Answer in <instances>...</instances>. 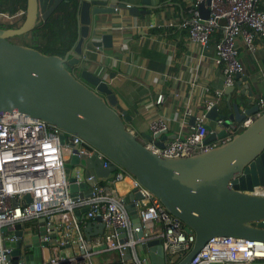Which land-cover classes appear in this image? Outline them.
I'll use <instances>...</instances> for the list:
<instances>
[{"label":"water","instance_id":"1","mask_svg":"<svg viewBox=\"0 0 264 264\" xmlns=\"http://www.w3.org/2000/svg\"><path fill=\"white\" fill-rule=\"evenodd\" d=\"M209 1L202 0L198 9L202 18L209 15ZM75 4L77 20V40L63 56L45 54L33 47L11 40L30 32L45 20L61 3ZM139 7L127 0H26V8L21 22L13 28L0 27V114L21 112L33 118L54 125L65 133L78 136L104 153L116 165L125 169L164 208L175 216L186 233L194 235L189 250L175 264H189L204 243L213 236H233L264 242V195L253 193L255 186H264V111L257 115L244 129L229 140L211 148L187 156H162L146 148L137 135L126 125L130 115L119 103L108 78L102 73L85 67L87 57H83V40L99 47L100 41L89 37L90 26L103 13L116 14L124 9L132 16L150 13L149 0H141ZM95 34L91 30V35ZM85 44V48L87 46ZM236 83L224 89V105H214L205 113L208 136L206 143H213L222 137L224 127L232 122H240L249 114L257 112L253 93L239 89L240 73L235 74ZM247 90V85L243 86ZM194 117L190 124H193ZM216 123L220 130H213ZM164 132V131H163ZM163 132L146 140L158 146L163 145ZM65 136L60 135L63 142ZM79 166L83 175H93L92 180L69 176L71 170ZM66 178L73 198L91 195L92 184L100 177H108L116 170L111 164L104 168L101 160L94 156L72 154L65 163ZM80 186L82 192L74 191ZM30 201L29 195L24 196ZM141 198L138 188L123 197L133 226L139 225L135 201ZM44 218L39 223L44 224ZM12 230L13 228H8ZM5 230V229H3ZM104 224L99 218L86 222L83 232L87 241L92 236L102 234ZM119 238L125 239L124 229L119 230ZM17 237L12 255L16 259L22 242V229L14 225ZM44 227L39 229V235ZM143 231L134 234L141 237ZM162 238H150L142 245L141 254L146 264H166ZM36 237L32 254L26 264H34L40 254ZM46 246L58 250L69 246H59L56 232L52 231ZM11 264H16L13 261Z\"/></svg>","mask_w":264,"mask_h":264},{"label":"built area","instance_id":"2","mask_svg":"<svg viewBox=\"0 0 264 264\" xmlns=\"http://www.w3.org/2000/svg\"><path fill=\"white\" fill-rule=\"evenodd\" d=\"M201 1L190 0L183 11L184 15L167 25L185 29L189 42L202 48L208 45L215 31L221 30V36L214 44L213 60L221 67L223 85L227 88L233 85L235 74L244 71L238 59L236 40L240 38L246 50L253 54L256 50L255 39L264 36V0H210L207 18L200 15L198 4ZM23 14V11L14 15L0 12V18L12 23L19 22ZM147 26L150 29L156 24ZM118 29L123 30L124 26ZM222 95L223 90H215L204 100L194 113L189 131L182 138H174L162 146L156 145L154 140L141 142L162 156L191 155L229 140L264 111L262 94L255 100L256 113L247 115L240 122L228 124L223 128L225 134L222 137L213 143H206L204 139L210 132L206 127L205 113L219 103ZM162 98L163 94L157 95V101ZM148 128L154 135L166 131L167 123L162 118H155L149 121ZM62 134L65 136L63 142L60 141ZM72 154L94 156L101 160L104 168L114 164L116 170L106 178H97L92 184L90 196L73 198L65 169L67 158ZM82 170L74 168L69 176L93 179V175L84 176ZM124 177H129L132 189L138 188L141 193V198L135 201L140 222L136 226L131 222L123 197L108 189L110 184L114 185ZM252 192L264 195V186H255ZM26 194L30 201L25 200ZM76 207H86V218L90 220L99 218L104 224L103 233L87 241L83 232L86 222H79L73 215ZM40 218H44V224L39 223ZM154 222L161 227L156 237L163 240L166 264H172L189 250L194 235L186 233L183 224L125 169L78 136L65 133L41 119L21 112L0 114V264H11L13 261L26 264L36 245L35 237L41 256L34 264H94L92 258L101 252L114 253V259L104 260L101 264H146V260L138 256L136 246L155 238L152 229ZM17 223L21 225L22 238L28 242L21 243L15 259L12 251L17 237L13 229ZM26 224L29 228L25 227ZM9 227L13 229L9 230ZM41 227H44V233L39 235ZM120 229H124L125 239L119 238ZM141 230L143 235L135 237L134 234ZM52 231L56 232L57 244L69 246L67 249L50 251L49 246L40 244L50 240ZM189 264H264V242L213 236Z\"/></svg>","mask_w":264,"mask_h":264},{"label":"crops","instance_id":"3","mask_svg":"<svg viewBox=\"0 0 264 264\" xmlns=\"http://www.w3.org/2000/svg\"><path fill=\"white\" fill-rule=\"evenodd\" d=\"M127 1L139 7L144 5L141 0ZM149 1L153 7L149 14L143 16H132L124 9L116 14L97 16L96 23L90 26L89 37L100 41L101 45L87 44L89 38H85L82 56L87 57L84 65L89 70L100 71L106 78L111 74L108 81L119 103L130 115L127 127L140 140H146L144 135L152 136L149 121L162 118L167 123L166 131L161 134L163 143H166L177 137L182 138L189 131L194 113L215 90H223L218 105L225 107V88L221 67L213 60L215 36H211L208 45L202 48L189 42L187 32L181 33L185 29L167 25L184 15L183 11L190 0ZM3 21L10 22L0 18V22ZM151 23L156 26L149 29L147 25ZM121 25L124 26L123 30L118 29ZM91 30L95 31L93 36ZM236 45L238 59L244 67L241 76L245 78L240 79L241 86L236 87V91L240 88L250 90L255 105L256 98L264 94V36L255 39L256 50L253 54L246 50L240 38L236 40ZM244 85H247V90ZM158 94H163L160 101H157ZM212 128L220 130L216 123L212 124ZM108 189L124 197L132 189L131 179L124 177L114 185L110 184ZM74 191L80 193L82 189L77 185ZM73 215L79 222L90 221L86 218V207L74 208ZM152 229L157 238L156 232L161 227L154 222ZM136 250L138 256L144 258L141 244L136 246ZM107 259H114V253L101 252L92 258L94 264H101Z\"/></svg>","mask_w":264,"mask_h":264},{"label":"trees","instance_id":"4","mask_svg":"<svg viewBox=\"0 0 264 264\" xmlns=\"http://www.w3.org/2000/svg\"><path fill=\"white\" fill-rule=\"evenodd\" d=\"M25 8L26 0H0V12L7 13L8 15H13L18 11L24 12ZM19 22L12 23L3 21L0 22V27L13 28ZM186 32L184 30L181 33L186 34ZM77 35L75 4L63 2L30 32L15 37H19L21 44L33 47L45 54L63 56L74 45L77 40ZM212 36H215L217 41L221 36L220 30L215 31ZM180 257L181 255L172 264H175Z\"/></svg>","mask_w":264,"mask_h":264},{"label":"rangeland","instance_id":"5","mask_svg":"<svg viewBox=\"0 0 264 264\" xmlns=\"http://www.w3.org/2000/svg\"><path fill=\"white\" fill-rule=\"evenodd\" d=\"M21 22V21H20ZM11 40L13 41V42H20V39H19V37H12L11 38ZM26 228H29V225L28 224H26V226H25ZM49 248H50V251H54L55 249H57L56 247H54V246H49ZM175 259V258H174ZM177 259V258H176Z\"/></svg>","mask_w":264,"mask_h":264},{"label":"flooded vegetation","instance_id":"6","mask_svg":"<svg viewBox=\"0 0 264 264\" xmlns=\"http://www.w3.org/2000/svg\"><path fill=\"white\" fill-rule=\"evenodd\" d=\"M15 37V36H14Z\"/></svg>","mask_w":264,"mask_h":264}]
</instances>
